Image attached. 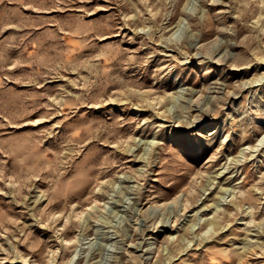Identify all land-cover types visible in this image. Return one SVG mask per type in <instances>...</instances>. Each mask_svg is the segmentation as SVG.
<instances>
[{"label": "rangeland", "instance_id": "1", "mask_svg": "<svg viewBox=\"0 0 264 264\" xmlns=\"http://www.w3.org/2000/svg\"><path fill=\"white\" fill-rule=\"evenodd\" d=\"M0 264H264V0H0Z\"/></svg>", "mask_w": 264, "mask_h": 264}]
</instances>
